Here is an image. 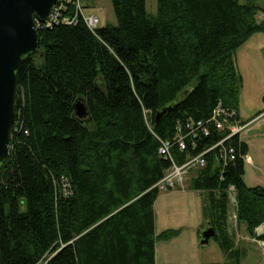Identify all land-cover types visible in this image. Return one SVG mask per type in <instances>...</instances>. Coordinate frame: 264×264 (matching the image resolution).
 I'll return each mask as SVG.
<instances>
[{
  "label": "trees",
  "instance_id": "1",
  "mask_svg": "<svg viewBox=\"0 0 264 264\" xmlns=\"http://www.w3.org/2000/svg\"><path fill=\"white\" fill-rule=\"evenodd\" d=\"M110 2L115 23L91 30L77 15L41 26L36 51L19 65L0 168V264H155V242L178 232L155 234L154 185L171 166L160 141L206 119L219 102L238 109L234 51L264 32L256 0H156L154 14L146 0ZM75 11L70 3L61 14ZM78 98L86 119L75 115ZM223 136L188 138L184 150L172 148L173 159L181 164ZM224 145L235 159L224 165L219 147L208 150L188 189L202 194L205 223L239 264L229 187L236 222L264 241L255 232L264 222V186L245 183L247 145L238 134Z\"/></svg>",
  "mask_w": 264,
  "mask_h": 264
},
{
  "label": "rangeland",
  "instance_id": "2",
  "mask_svg": "<svg viewBox=\"0 0 264 264\" xmlns=\"http://www.w3.org/2000/svg\"><path fill=\"white\" fill-rule=\"evenodd\" d=\"M264 9V0H256ZM85 15H95L98 27L105 23H115L110 0H82ZM148 13L156 12V0H146ZM264 21V10L256 17ZM236 70L240 76L238 110L241 120H250L264 109L261 97L264 95V32H257L240 44L234 51ZM241 136L248 140L249 154L255 166L246 156L243 179L249 186L264 185V118L253 122ZM195 169L185 173L182 189L160 191L154 202L155 234L175 229L177 234L171 239L157 240L156 264H238L234 257H226L221 252L215 237L205 245L192 244L193 228L203 225L202 195L188 189ZM178 184V183H177ZM175 190V191H172ZM228 230L239 251V264H264V244L249 237L245 227L236 222L229 205ZM264 222L262 223V225ZM258 227L255 228L257 230ZM258 230L264 233V225ZM173 261V262H170Z\"/></svg>",
  "mask_w": 264,
  "mask_h": 264
},
{
  "label": "water",
  "instance_id": "3",
  "mask_svg": "<svg viewBox=\"0 0 264 264\" xmlns=\"http://www.w3.org/2000/svg\"><path fill=\"white\" fill-rule=\"evenodd\" d=\"M56 1L0 0V168L9 154L19 65L36 51L39 41L36 21L45 22ZM73 109L77 118L88 117L82 98L75 100ZM165 111H159L155 120ZM214 234V228L206 222L199 235V244H207Z\"/></svg>",
  "mask_w": 264,
  "mask_h": 264
},
{
  "label": "built area",
  "instance_id": "4",
  "mask_svg": "<svg viewBox=\"0 0 264 264\" xmlns=\"http://www.w3.org/2000/svg\"><path fill=\"white\" fill-rule=\"evenodd\" d=\"M72 3L76 9L74 16H62L61 10H66V5ZM77 15H80L86 25L91 29L98 27L99 19L95 15H85L82 10V4L80 0H57L52 7L51 13L48 19L41 23L36 21L38 28L41 26H51L53 23L62 21L63 23H74ZM264 118V110L258 113L250 120H241L239 118L236 109L223 105L219 102L211 111L209 117L204 120L187 121L183 126L178 125L175 136L172 139H165L160 141L158 153L167 160H170L171 166L166 170L163 177L154 185L160 191L167 189H183V180L185 173L191 168H200L205 164L204 154L211 150L213 147H219L218 158L222 164L226 165L235 159V153L233 147H226L224 141L229 139L233 135L239 134L241 131L248 128L256 120ZM218 131L224 134V136L210 147L207 151L201 152L195 156H191L185 162L177 164L172 156L171 150L173 147H177L178 150H184L186 148V140L190 138L193 144L194 138L198 134L203 136L209 135L212 131ZM245 155L243 158L245 159ZM178 183V184H177ZM230 203L235 204L234 189L229 187Z\"/></svg>",
  "mask_w": 264,
  "mask_h": 264
},
{
  "label": "crops",
  "instance_id": "5",
  "mask_svg": "<svg viewBox=\"0 0 264 264\" xmlns=\"http://www.w3.org/2000/svg\"><path fill=\"white\" fill-rule=\"evenodd\" d=\"M263 97V96H262ZM262 97H261V101H262ZM262 103H263V101H262ZM263 105H264V103H263ZM264 110V109H263ZM262 110V111H263ZM237 112H238V115H239V110L237 109ZM239 118H240V116H239ZM247 129V128H246ZM245 129V130H246ZM245 130H243V131H245ZM243 131H241V132H243ZM241 132L238 134V137H239V139L241 140V141H244L245 143H246V145H247V151H246V154H245V156H247L248 157V159L251 161V163L255 166V163H254V161H253V159H252V157L250 156V154H249V148H250V145H249V143H248V140H245L242 136H241ZM246 158V157H245ZM244 161H245V159H244ZM256 185H262V186H264L263 184H256ZM252 186H254V185H252ZM183 190V189H182ZM172 191H175V190H172ZM199 192V191H198ZM200 193V192H199ZM201 194V193H200ZM202 195V194H201ZM203 197V196H202ZM203 201V200H202ZM230 205H231V208H232V214H233V217H235L236 218V215H235V204H231L230 203ZM154 214H155V212H154ZM202 216H203V213H202ZM203 220H204V222H205V218L203 217ZM243 226H245L243 223H241ZM260 226H262V224H260L259 226H258V228L260 227ZM202 227H203V225L201 224L200 226H195L194 228H193V233H194V235H193V238H192V244H195V243H197L198 245H201V244H199V235H200V232H201V230H202ZM258 228H257V230H255V232L257 233V234H261L262 232L261 231H263V230H258ZM156 232V231H155ZM254 239V238H253ZM254 240H256V239H254ZM256 241H258V242H261V243H263L264 244V241H260V240H256ZM236 245V244H235ZM221 250V249H220ZM221 252H222V250H221ZM156 260H157V255H156V243H155V264H156ZM170 262H173V261H170ZM175 264H178V263H175Z\"/></svg>",
  "mask_w": 264,
  "mask_h": 264
}]
</instances>
